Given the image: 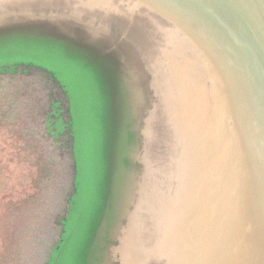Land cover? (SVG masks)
<instances>
[{"label": "water", "instance_id": "obj_1", "mask_svg": "<svg viewBox=\"0 0 264 264\" xmlns=\"http://www.w3.org/2000/svg\"><path fill=\"white\" fill-rule=\"evenodd\" d=\"M52 36L66 40L61 56L94 66L98 90L101 61L118 66L102 109L107 183L81 264H264V0H0L1 56ZM5 72L46 80L48 132L68 141L70 189L43 263L57 264L77 189L66 84L26 62L1 61Z\"/></svg>", "mask_w": 264, "mask_h": 264}, {"label": "rangeland", "instance_id": "obj_2", "mask_svg": "<svg viewBox=\"0 0 264 264\" xmlns=\"http://www.w3.org/2000/svg\"><path fill=\"white\" fill-rule=\"evenodd\" d=\"M115 23L121 35L134 38L141 49L149 48L131 25L122 20ZM64 41L55 36L50 39L32 37V43L15 41L3 47L17 54L0 55V62H26L45 70L54 69L62 78L59 80L66 84V115L74 141L77 189L71 199V222L65 224L66 228L73 230L56 263L81 264L80 256L85 246L78 256L79 245L84 235L89 236L93 230L95 217L100 212L101 194L107 183L101 158L104 152L103 126L108 119L104 120L102 109L114 89L118 66L116 62L101 61L99 74L105 71L108 77L98 90V74L94 66H84L74 58L68 60L61 56L60 44ZM70 49L81 52L73 43H70ZM153 61L156 63L157 60ZM45 81L33 72L0 73V184L4 186L0 195V264H43L48 242L55 238L57 216L64 214L71 181L66 150L62 149L65 165L58 173L49 176L47 182L44 179L38 183V179L33 186V177L30 176L34 170L39 173L43 169L55 168L53 156L58 137L49 134L50 121L47 118L51 116L48 101L56 98ZM42 103L47 105L43 106V110L46 108L43 115L37 113ZM59 141L63 142V136ZM79 211L83 212L80 223L77 221ZM26 222L30 225L23 234Z\"/></svg>", "mask_w": 264, "mask_h": 264}, {"label": "trees", "instance_id": "obj_3", "mask_svg": "<svg viewBox=\"0 0 264 264\" xmlns=\"http://www.w3.org/2000/svg\"><path fill=\"white\" fill-rule=\"evenodd\" d=\"M5 94H8V93H5ZM1 97H3V95H4V93L2 92L1 93ZM53 102H54V100L53 101H50V99H49V101H48V106H49V113L51 114V112H52V110H53V106H52V104H53ZM45 105V103H42V105L40 106V108H39V110L37 111V113L39 112L41 115H43V113L45 112V110H46V108H45V110H43V106ZM46 107H47V105H45ZM17 112H18V110H17ZM49 118V117H48ZM50 123H49V125H48V128L49 127H52L53 125H54V118H53V116L51 117L50 116ZM10 124H12V123H10ZM8 125V124H7ZM52 130H54V128H52ZM48 131V130H47ZM63 136V135H62ZM65 136V135H64ZM63 136V142L61 141H59V138L57 139V146H54V148H55V153H54V156H53V159H54V161H53V164H55L54 165V167L55 168H53L52 170L51 169H49V168H47V170L46 169H43V171H40L39 173H37V172H35V170L30 174V176H32L33 177V180H31V182L33 183V186H35L37 183H36V181L39 179V181H38V183L41 181V180H44L45 179V181L47 182L48 181V178H49V176L51 177L52 175H53V173L54 174H56V173H58V171L61 169V167H62V165L64 164L65 165V159H64V150H62V149H65L66 150V152H67V149H68V141H67V139L65 138ZM67 160H68V153H67ZM7 165V164H6ZM47 165L49 166V161L47 162ZM43 172H45V173H43ZM42 175H44L45 177L43 178V176ZM10 178H12V174L10 175ZM53 181V180H52ZM7 182H8V178H7ZM4 186L3 185H1L0 184V195L3 193V191H4ZM32 190H35V189H33L32 188ZM10 190H8V192H9ZM39 191H40V189H39ZM36 194H37V192H35ZM34 193V194H35ZM28 195V193L27 194H25L24 196H27ZM20 210H21V206H20ZM29 222L27 223H25V226H24V231H23V234L25 233V231H27L28 230V227H29ZM39 235V238H41L40 237V233L38 234ZM14 243V242H13Z\"/></svg>", "mask_w": 264, "mask_h": 264}]
</instances>
